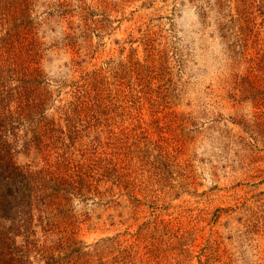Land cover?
<instances>
[{
    "label": "rangeland",
    "instance_id": "rangeland-1",
    "mask_svg": "<svg viewBox=\"0 0 264 264\" xmlns=\"http://www.w3.org/2000/svg\"><path fill=\"white\" fill-rule=\"evenodd\" d=\"M0 96V264H264V0H0Z\"/></svg>",
    "mask_w": 264,
    "mask_h": 264
},
{
    "label": "trees",
    "instance_id": "trees-1",
    "mask_svg": "<svg viewBox=\"0 0 264 264\" xmlns=\"http://www.w3.org/2000/svg\"><path fill=\"white\" fill-rule=\"evenodd\" d=\"M20 4L24 2H19ZM3 103V98L0 96V243L5 246L7 240L10 238L1 224L2 219L7 217V210L9 203L7 199L13 197H25L32 195L33 187H30L27 176V170H23L20 166L16 165L12 159V152L8 138L7 123V108ZM53 179V178H52ZM28 184V185H27ZM9 241V240H8Z\"/></svg>",
    "mask_w": 264,
    "mask_h": 264
}]
</instances>
